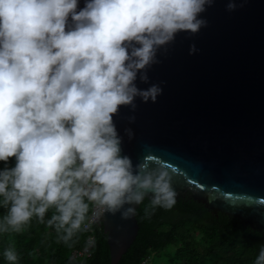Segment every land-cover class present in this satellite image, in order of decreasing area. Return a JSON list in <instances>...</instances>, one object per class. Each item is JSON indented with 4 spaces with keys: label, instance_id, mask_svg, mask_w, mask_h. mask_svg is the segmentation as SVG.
I'll return each instance as SVG.
<instances>
[{
    "label": "clouds",
    "instance_id": "9594fccd",
    "mask_svg": "<svg viewBox=\"0 0 264 264\" xmlns=\"http://www.w3.org/2000/svg\"><path fill=\"white\" fill-rule=\"evenodd\" d=\"M214 2L86 0L77 11L78 0H0V161H16L0 171V232H19L33 216L44 223L54 209L47 225L68 244L85 224L86 200L96 220L106 212L132 218L135 207L124 206L149 193L145 218L175 205L167 169L121 155L113 117L121 106L135 110L136 97L156 102L162 88H139L138 73L147 83L158 49L206 27L199 14ZM236 7L228 0L229 11ZM4 256L18 258L12 248ZM255 264H264V247Z\"/></svg>",
    "mask_w": 264,
    "mask_h": 264
},
{
    "label": "water",
    "instance_id": "95a60500",
    "mask_svg": "<svg viewBox=\"0 0 264 264\" xmlns=\"http://www.w3.org/2000/svg\"><path fill=\"white\" fill-rule=\"evenodd\" d=\"M236 2L229 11L228 0H215L199 14L206 27L178 32L158 49L160 62L147 69L148 82L138 73L135 83L141 89L158 84L162 93L156 102L136 97L135 110L121 106L113 121L121 155L133 165L167 169L177 197L191 191L208 207L264 231V0ZM85 3L78 0L77 11ZM193 44L197 51L189 54ZM129 206L135 207L130 219L106 212L97 220L112 263L139 232L140 204Z\"/></svg>",
    "mask_w": 264,
    "mask_h": 264
},
{
    "label": "trees",
    "instance_id": "16d2710c",
    "mask_svg": "<svg viewBox=\"0 0 264 264\" xmlns=\"http://www.w3.org/2000/svg\"><path fill=\"white\" fill-rule=\"evenodd\" d=\"M15 163V157L6 163L0 161V171L14 167ZM150 199L146 196L137 208L139 232L117 263L111 262L107 234L99 221L93 223L96 239L91 255L81 262L73 257L74 249L86 245L90 231L82 225V230L65 244L58 240L54 226L47 225L55 211L49 209L44 223L33 216L19 232H0V264H13L4 256L8 248L17 254L14 264H139L149 256L155 264H255L264 247L262 230L224 213L213 214L189 195L176 197L171 209L156 207L150 218H145ZM86 202L89 203L87 220L93 204ZM6 212L0 206V220ZM196 229L201 230V238L195 236Z\"/></svg>",
    "mask_w": 264,
    "mask_h": 264
},
{
    "label": "built area",
    "instance_id": "2783aa9c",
    "mask_svg": "<svg viewBox=\"0 0 264 264\" xmlns=\"http://www.w3.org/2000/svg\"><path fill=\"white\" fill-rule=\"evenodd\" d=\"M94 210H95V206L93 205L89 218L85 221V224H84V227H86V229L90 231V234L87 238L86 245L80 249H74L72 251V256L78 258L80 262L85 260L87 257L91 255L92 248H93V245L96 239V235H95L94 228H93V223L97 220L94 219L92 216V213ZM90 240L93 241L92 244L88 243ZM139 264H152V256H149L143 259Z\"/></svg>",
    "mask_w": 264,
    "mask_h": 264
},
{
    "label": "flooded vegetation",
    "instance_id": "af4514ba",
    "mask_svg": "<svg viewBox=\"0 0 264 264\" xmlns=\"http://www.w3.org/2000/svg\"><path fill=\"white\" fill-rule=\"evenodd\" d=\"M185 195H189V196H191L192 198H194V197H193V193H192L191 191L187 192ZM185 195H181V196H185ZM178 197H180V196H178ZM178 197H177V198H178ZM194 199H195V198H194ZM195 200H197V199H195ZM197 201H199V200H197ZM199 202H201V201H199ZM201 203H203V202H201ZM203 204H205V203H203ZM205 206H206L207 208H209L213 214L219 215V213H224V212H222V211H216V210H214V209L208 207L206 204H205ZM224 214H226V213H224ZM227 215H228V214H227ZM229 216H231V215H229ZM231 217L238 218L243 224L248 225V224L244 223L239 217H236V216H231ZM249 225H251V224H249ZM251 226H253V225H251ZM253 227H254V226H253ZM254 228H257V227H254ZM258 229H259V228H258ZM260 230H261V229H260ZM262 231H263V230H262ZM263 232H264V231H263Z\"/></svg>",
    "mask_w": 264,
    "mask_h": 264
},
{
    "label": "rangeland",
    "instance_id": "374dc122",
    "mask_svg": "<svg viewBox=\"0 0 264 264\" xmlns=\"http://www.w3.org/2000/svg\"><path fill=\"white\" fill-rule=\"evenodd\" d=\"M194 234H195V236H197L198 238H201V236H202V232H201V230H199V229H196V230L194 231ZM152 264H155V262L152 261Z\"/></svg>",
    "mask_w": 264,
    "mask_h": 264
}]
</instances>
